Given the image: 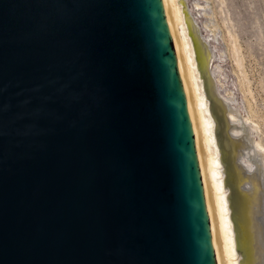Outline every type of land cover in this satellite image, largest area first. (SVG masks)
Wrapping results in <instances>:
<instances>
[{
  "label": "water",
  "instance_id": "1",
  "mask_svg": "<svg viewBox=\"0 0 264 264\" xmlns=\"http://www.w3.org/2000/svg\"><path fill=\"white\" fill-rule=\"evenodd\" d=\"M0 264H223L173 0H0Z\"/></svg>",
  "mask_w": 264,
  "mask_h": 264
},
{
  "label": "bare ground",
  "instance_id": "2",
  "mask_svg": "<svg viewBox=\"0 0 264 264\" xmlns=\"http://www.w3.org/2000/svg\"><path fill=\"white\" fill-rule=\"evenodd\" d=\"M173 2L205 150L223 264H264V213L262 216L256 213L260 203L259 183L253 182L237 163L240 146L237 137H245L251 147H246L247 159L241 160L250 170L253 167L248 163L250 150L264 155V147L255 144L251 136L235 125L236 112L227 109L214 89L208 42L201 37L185 0ZM234 49L237 50L236 45ZM227 113L233 122L232 134ZM262 172L257 169L260 177ZM246 179L250 180L249 187L243 186Z\"/></svg>",
  "mask_w": 264,
  "mask_h": 264
},
{
  "label": "rangeland",
  "instance_id": "3",
  "mask_svg": "<svg viewBox=\"0 0 264 264\" xmlns=\"http://www.w3.org/2000/svg\"><path fill=\"white\" fill-rule=\"evenodd\" d=\"M185 2L197 22L201 37L205 38L211 49L209 71L213 74L217 96L228 110L236 112L238 120L235 125L242 128L245 135L251 136L255 144L261 143L264 147V0ZM227 118L230 120L229 113ZM248 119L251 120L249 123ZM230 124L229 132L232 134L234 128L231 120ZM237 140L240 142L237 163L253 182L259 183L260 203L256 213L262 216L264 155L261 151L255 153L251 149V161L248 163L253 167L248 169L241 160L247 159L246 147H251L245 137H237ZM257 159L259 161H255ZM258 168L263 171L262 177L257 174ZM249 182L246 179L243 186L249 187Z\"/></svg>",
  "mask_w": 264,
  "mask_h": 264
}]
</instances>
